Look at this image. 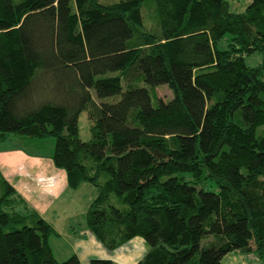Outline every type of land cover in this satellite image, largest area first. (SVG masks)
<instances>
[{
	"label": "trees",
	"instance_id": "16d2710c",
	"mask_svg": "<svg viewBox=\"0 0 264 264\" xmlns=\"http://www.w3.org/2000/svg\"><path fill=\"white\" fill-rule=\"evenodd\" d=\"M145 3L156 27L144 32ZM129 69L145 87L123 91L116 74ZM263 76L264 0L241 13L227 0H0V143L54 138L68 188L97 191L89 233L109 252L141 238L136 264H220L232 252L264 264ZM160 85L172 99L152 96ZM17 205L0 175V264H81L56 261L54 230L24 225L32 215Z\"/></svg>",
	"mask_w": 264,
	"mask_h": 264
},
{
	"label": "crops",
	"instance_id": "0c3cea01",
	"mask_svg": "<svg viewBox=\"0 0 264 264\" xmlns=\"http://www.w3.org/2000/svg\"><path fill=\"white\" fill-rule=\"evenodd\" d=\"M32 147L17 136L0 143V175L16 193L19 205L15 211L24 216L41 218L53 230L48 245L58 262L75 255L81 264L92 259L110 260L115 264H136L146 253L141 238H134L109 252L89 233L80 216L86 215L97 196L96 189L81 183L70 190L64 171L53 166L51 155L28 149ZM79 216V217H78ZM246 256L232 252L220 264H248ZM249 264H262L252 261Z\"/></svg>",
	"mask_w": 264,
	"mask_h": 264
},
{
	"label": "rangeland",
	"instance_id": "374dc122",
	"mask_svg": "<svg viewBox=\"0 0 264 264\" xmlns=\"http://www.w3.org/2000/svg\"><path fill=\"white\" fill-rule=\"evenodd\" d=\"M118 1L119 0H99V3H101V4H112V3H116ZM148 1H151V0H148ZM249 2H250V0H227V3L230 7V10L233 12H236V13L243 12L245 7L247 6V4H249ZM150 3H147V4L145 3L140 7V14H141V20H142V29L141 30H143L144 32L152 30L156 27V19H155V15H154V10H153L152 4H150ZM219 46L222 48H226L227 42H225V40H223ZM244 59H245L246 64L248 66H251V67L258 65L261 62V56L258 54H254V55L248 56V57L245 56ZM116 75L120 76L123 91H125L126 88L130 89V87L131 88L145 87L143 82L140 80L139 75L134 71V69H129L127 71L117 73ZM263 80H264V76H263ZM151 93H152V96L154 98L157 97L158 99H161L163 101H168V100L172 99V97H173L172 91L166 85H160V86L152 89ZM118 98H119V96H116L115 98L104 99V101L105 102H112V101L117 100ZM93 99H94V101H96V103L100 102V100H97L95 97H93ZM152 103L154 104L155 100H152ZM91 126H92V122H90L87 114L85 112H82L80 114L79 120H78V137L80 140L85 142V141H89L91 139V131H90ZM262 129H263V127L258 128L257 133L260 134ZM54 144H55L54 138H48L44 141L41 149L35 148L34 146L33 147L26 146V147L30 150L35 151V152L37 151V152L43 153L44 155H46V154L52 155L53 149H54ZM204 187L208 191L215 192V188L213 185L209 186V184H208V185H205ZM80 220L82 222H85V214L80 216ZM34 222H35L34 217H32V218L27 217L24 220V225L33 226ZM244 255L246 256L245 257L246 261H249V262H247L248 264L251 263L252 261H254V263L255 262L262 263L261 261H259V259L253 253H247Z\"/></svg>",
	"mask_w": 264,
	"mask_h": 264
}]
</instances>
